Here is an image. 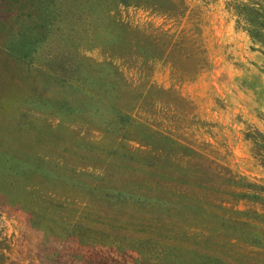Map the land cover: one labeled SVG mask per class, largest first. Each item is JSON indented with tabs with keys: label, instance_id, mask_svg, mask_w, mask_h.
I'll list each match as a JSON object with an SVG mask.
<instances>
[{
	"label": "rangeland",
	"instance_id": "obj_1",
	"mask_svg": "<svg viewBox=\"0 0 264 264\" xmlns=\"http://www.w3.org/2000/svg\"><path fill=\"white\" fill-rule=\"evenodd\" d=\"M52 10L0 0V264H264V0Z\"/></svg>",
	"mask_w": 264,
	"mask_h": 264
},
{
	"label": "trees",
	"instance_id": "obj_2",
	"mask_svg": "<svg viewBox=\"0 0 264 264\" xmlns=\"http://www.w3.org/2000/svg\"><path fill=\"white\" fill-rule=\"evenodd\" d=\"M26 2H29V4L36 8L38 11V16L36 17L37 20L35 26L39 27V29H47V27L51 24H53V4L54 0H26ZM243 11H246L249 14L256 15L258 12H256L254 9L245 8L242 9ZM48 25V26H47ZM34 37H39V33H35L33 35Z\"/></svg>",
	"mask_w": 264,
	"mask_h": 264
}]
</instances>
